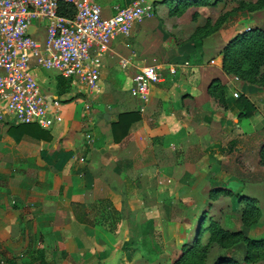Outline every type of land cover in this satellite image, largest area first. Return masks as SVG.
Instances as JSON below:
<instances>
[{"label":"crops","instance_id":"0c3cea01","mask_svg":"<svg viewBox=\"0 0 264 264\" xmlns=\"http://www.w3.org/2000/svg\"><path fill=\"white\" fill-rule=\"evenodd\" d=\"M132 1L150 13L110 39L97 90L52 108L50 139L15 141L0 124L1 263L172 264L197 235L206 241L210 220L264 238V65L254 81L221 68L234 34L264 28V3L96 0L104 16ZM235 10L245 14L234 18ZM45 23L31 20L39 40ZM146 64L158 67L159 80L144 98L133 96L131 76ZM213 78L222 90L210 89ZM125 110L139 118L114 142L110 122ZM246 197L258 211L247 224ZM220 255L264 264L215 241L201 264Z\"/></svg>","mask_w":264,"mask_h":264},{"label":"built area","instance_id":"2783aa9c","mask_svg":"<svg viewBox=\"0 0 264 264\" xmlns=\"http://www.w3.org/2000/svg\"><path fill=\"white\" fill-rule=\"evenodd\" d=\"M58 1L71 4L73 14L58 13ZM112 8L104 16L96 0H0V124L48 126L61 98L40 88L33 66L99 88V56L110 39L127 35L133 22L150 13L148 4L137 1ZM33 18L46 21L41 40L29 28ZM159 77L156 65L140 66L131 76L129 93L144 98Z\"/></svg>","mask_w":264,"mask_h":264},{"label":"trees","instance_id":"16d2710c","mask_svg":"<svg viewBox=\"0 0 264 264\" xmlns=\"http://www.w3.org/2000/svg\"><path fill=\"white\" fill-rule=\"evenodd\" d=\"M196 3V0H191ZM264 0H256L255 2H247L238 4L245 6L246 9H252L260 6ZM237 6V7H238ZM57 12L60 14L71 15L74 8L71 4L65 1H58ZM198 47L199 43H194ZM264 65V28L249 27L236 34H234L222 47L221 54V68L226 72L237 73L236 75L254 81L258 68ZM57 81L64 84L69 82L68 78L56 75ZM217 87V79L213 78L210 81V89ZM214 91V90H213ZM217 95V94H216ZM237 103L240 107H246L245 114L250 109L247 100L244 97H238ZM139 118V113L136 110H125L117 113L116 120L110 122L111 137L114 142L119 141L127 132L129 125ZM6 133L10 135L15 141L23 136H30L37 139L48 140L51 137L50 132L39 126L36 123H10L7 125ZM226 192V190H225ZM242 199V197H238ZM258 214L257 209L252 203V200L246 197L244 208L242 210V221L244 223L253 222ZM207 230V242L200 244L198 242V235L187 246L181 254L173 261L172 264H201L206 250V245L210 241H215L224 247H232L241 250L243 253L242 260L245 262L255 261L257 259H264V238H248L238 230L229 231L221 228L215 221L210 220L205 226ZM213 264H240L232 255H220Z\"/></svg>","mask_w":264,"mask_h":264},{"label":"rangeland","instance_id":"374dc122","mask_svg":"<svg viewBox=\"0 0 264 264\" xmlns=\"http://www.w3.org/2000/svg\"><path fill=\"white\" fill-rule=\"evenodd\" d=\"M234 3L236 4L237 0H234ZM238 7L243 8L245 6L239 5ZM234 14H235L234 18H236L237 16L244 15L245 12L235 10ZM262 26L264 27V24H262ZM32 70L34 75L36 76V80L40 88L43 89L48 94H55L58 98H61L60 103L68 102L71 100H79V99L84 100L88 90H96V89L88 88L83 83L66 82L64 84L63 83L61 84L60 81H57L58 77H56L55 72L52 69H44L39 66H33ZM234 77L236 76L234 75ZM206 242L207 239L205 242H203V244ZM207 245H206V249H207ZM16 256H18V254H16ZM8 261L9 262H6L7 264H30V262L26 258L21 259V257H19L18 260L13 259ZM0 264H4V263L0 262Z\"/></svg>","mask_w":264,"mask_h":264}]
</instances>
